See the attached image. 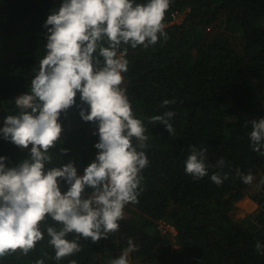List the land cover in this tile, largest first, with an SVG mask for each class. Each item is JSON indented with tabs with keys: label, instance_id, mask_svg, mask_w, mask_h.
Listing matches in <instances>:
<instances>
[{
	"label": "trees",
	"instance_id": "16d2710c",
	"mask_svg": "<svg viewBox=\"0 0 264 264\" xmlns=\"http://www.w3.org/2000/svg\"><path fill=\"white\" fill-rule=\"evenodd\" d=\"M62 2L0 0V129L8 115L18 112L16 98L30 91L47 54L45 22ZM175 14H184L183 20L172 22ZM164 24L167 40L161 37L148 48L127 46L129 68L122 74L133 113L149 136V165L141 173L138 203L125 206L116 233L95 243L81 237L82 250L60 261L46 232L48 225L60 226L49 217L41 225L44 239L28 255L17 250L0 264L40 259L44 264H110L129 239L137 246L130 264H264V254L255 247L264 245V156L253 150L249 136L251 121L264 118V0H170ZM164 99L175 103L161 108ZM81 108L90 110L77 92L76 104L60 116L61 141L50 149L53 161L46 170L74 161L82 176L96 158L98 124L84 121ZM166 110L175 112L174 135L162 123L149 122ZM193 144L207 147L209 171L200 179L185 172ZM31 147L21 149L0 131V156L7 167L28 159ZM221 158L223 169L213 167ZM237 169L251 172L253 183L244 184ZM216 171L228 173L220 185L210 179ZM60 183L66 191L67 183ZM244 195L258 205L257 220L233 216L235 202Z\"/></svg>",
	"mask_w": 264,
	"mask_h": 264
},
{
	"label": "clouds",
	"instance_id": "9594fccd",
	"mask_svg": "<svg viewBox=\"0 0 264 264\" xmlns=\"http://www.w3.org/2000/svg\"><path fill=\"white\" fill-rule=\"evenodd\" d=\"M169 7L170 0H63L49 14L44 25L47 54L35 70L30 91L16 98L18 112L8 115L0 129L21 149L32 145L29 158L16 167H7L6 157L0 156V258L17 250L28 255L44 239L41 225L50 217L60 226H46L54 259L60 261L82 250L81 237L95 243L116 233L125 206L138 203L141 173L149 165V136L143 120L133 113L122 74L129 68L127 46L148 48L161 37L168 39L164 20ZM77 92L90 109L81 108L82 119L98 124L99 135L96 158L82 176L74 161L46 170L53 161L50 149L61 141L60 116L76 104ZM174 103L164 99L160 107ZM174 116L166 110L149 122L162 123L174 135ZM249 136L253 150L264 156V118L251 121ZM189 151L186 174L196 179L208 175L207 147L193 144ZM224 165L221 158L213 167ZM237 175L244 184L253 183L251 172L237 169ZM227 178L228 173L220 171L210 177L216 185ZM61 180L68 185L66 191L61 190ZM70 233L76 238L68 239ZM127 244L110 264H130L129 254L137 246L132 239ZM255 247L264 254V245L257 242Z\"/></svg>",
	"mask_w": 264,
	"mask_h": 264
},
{
	"label": "rangeland",
	"instance_id": "374dc122",
	"mask_svg": "<svg viewBox=\"0 0 264 264\" xmlns=\"http://www.w3.org/2000/svg\"><path fill=\"white\" fill-rule=\"evenodd\" d=\"M184 14H175L174 22H181L183 20ZM258 205L252 206L251 200L247 196L241 197L235 202L233 216L237 218H244L249 216V218L255 219V211ZM252 215V216H251Z\"/></svg>",
	"mask_w": 264,
	"mask_h": 264
},
{
	"label": "built area",
	"instance_id": "2783aa9c",
	"mask_svg": "<svg viewBox=\"0 0 264 264\" xmlns=\"http://www.w3.org/2000/svg\"><path fill=\"white\" fill-rule=\"evenodd\" d=\"M163 224H166L167 226H170V224L166 223V222H163Z\"/></svg>",
	"mask_w": 264,
	"mask_h": 264
}]
</instances>
